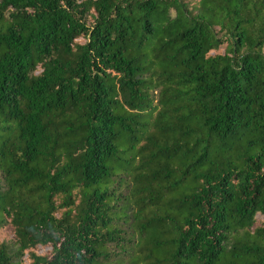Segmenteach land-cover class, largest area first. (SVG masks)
Returning a JSON list of instances; mask_svg holds the SVG:
<instances>
[{"label":"trees","instance_id":"16d2710c","mask_svg":"<svg viewBox=\"0 0 264 264\" xmlns=\"http://www.w3.org/2000/svg\"><path fill=\"white\" fill-rule=\"evenodd\" d=\"M0 264H264V0H0Z\"/></svg>","mask_w":264,"mask_h":264},{"label":"rangeland","instance_id":"374dc122","mask_svg":"<svg viewBox=\"0 0 264 264\" xmlns=\"http://www.w3.org/2000/svg\"><path fill=\"white\" fill-rule=\"evenodd\" d=\"M6 235H8V236H9V234H6Z\"/></svg>","mask_w":264,"mask_h":264}]
</instances>
